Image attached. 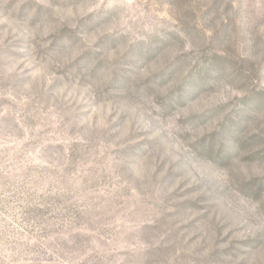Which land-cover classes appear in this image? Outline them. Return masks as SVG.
I'll use <instances>...</instances> for the list:
<instances>
[{
  "label": "rangeland",
  "instance_id": "1",
  "mask_svg": "<svg viewBox=\"0 0 264 264\" xmlns=\"http://www.w3.org/2000/svg\"><path fill=\"white\" fill-rule=\"evenodd\" d=\"M0 264H264V0H0Z\"/></svg>",
  "mask_w": 264,
  "mask_h": 264
}]
</instances>
